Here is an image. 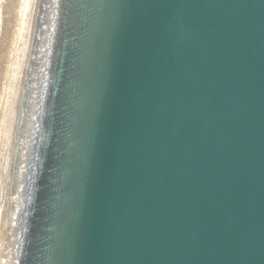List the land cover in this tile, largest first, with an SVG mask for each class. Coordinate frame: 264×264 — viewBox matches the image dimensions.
Segmentation results:
<instances>
[{"label": "water", "instance_id": "95a60500", "mask_svg": "<svg viewBox=\"0 0 264 264\" xmlns=\"http://www.w3.org/2000/svg\"><path fill=\"white\" fill-rule=\"evenodd\" d=\"M56 7L16 264H264V0Z\"/></svg>", "mask_w": 264, "mask_h": 264}, {"label": "bare ground", "instance_id": "6f19581e", "mask_svg": "<svg viewBox=\"0 0 264 264\" xmlns=\"http://www.w3.org/2000/svg\"><path fill=\"white\" fill-rule=\"evenodd\" d=\"M36 1H37L36 7H35L36 13H34L35 22L34 24L31 22L33 25H32L30 38L29 37L26 38L27 39L26 40L27 45H25L26 51L24 53L21 52V56L23 55L22 59L24 58V55H25V62L23 65L24 74H22L23 79H22L20 90L19 89H18L19 91L16 90L17 93L19 92L17 109L15 111L16 116L14 115L15 121L13 120L14 124L12 123L13 126L11 125L12 126L11 134L9 133L10 137L8 136L10 138V139L8 138L9 147L7 150L8 152H6L7 155L4 158V162H5L4 168H2L5 170L4 172L5 177L3 180L4 186L2 187V189H0L2 191L0 195H1L2 201L4 202V210L0 211V237L2 235V232L4 231L3 232L4 234L6 235L9 234L8 237L10 238L11 242L9 243V246L7 245V247L9 248H7L6 254L5 253H3L4 255L0 254V264H16V259H17V255L19 251L20 239H21L22 230H23V220H24L23 217L25 214L24 205L26 202L28 186L30 183L29 182V174H30L29 164L31 160L32 150H33V140L35 139V135H36V131H35L36 118L35 117H36V111H37L39 101H40L42 80L44 78V72H45L46 61H47L46 58L48 56L49 43H50V37H51V28L53 27V21L55 19L56 9H57L56 7L57 0H46L47 3L44 0H36ZM21 2L22 4L21 6H19V8L21 7L20 12H21V15L24 16L23 18H25V12L28 11V8H30L31 6L30 2H32V0H22ZM42 2H44V6H45V11L42 12L45 15V17H42L41 20H43V22L41 25H39L37 24V18H38V15L40 14L39 5ZM32 9L34 11V8ZM23 18H21V21L19 23L20 24L19 25L20 27L18 26L19 29L17 27L18 30H22V31L25 30V28L24 29L22 28V24L23 23L24 25L26 24ZM31 19H32V16H31ZM27 21L28 20H26V22ZM31 23H29V28H30ZM37 25L43 26V29L41 30V34H40L41 45L39 47V50L36 51V55H37L36 60H35L36 62L32 64V62L29 59V56L31 53V47H32L34 33H35V29ZM23 34H24V31H23ZM19 38H20V35H19ZM23 48H24V45H23ZM30 66H32L31 67L32 76H30V79H27L26 70L30 68ZM26 81L31 87H30V91L28 92L29 98L28 100H26L27 102V106L25 108L26 111L24 112L21 109V100H22L23 86ZM20 122H22V124ZM2 244L4 245V242ZM3 249H6V247Z\"/></svg>", "mask_w": 264, "mask_h": 264}, {"label": "rangeland", "instance_id": "374dc122", "mask_svg": "<svg viewBox=\"0 0 264 264\" xmlns=\"http://www.w3.org/2000/svg\"><path fill=\"white\" fill-rule=\"evenodd\" d=\"M21 1L22 0H0V189H2V187L4 186L3 180L5 177L4 175L5 170L2 168H4V163H5L4 158L7 155L6 152H8L7 150L9 147L8 145L10 139L9 135L11 134V130H12L11 128L14 124L15 121L14 119L16 116L15 111L17 109V102L19 96L18 94L19 92L17 93V91L20 90L23 79L22 74H24L23 65L25 62V55L24 58L22 59L23 55L21 56V52L24 53L26 51L25 50V45H27L26 38L27 37L30 38L32 25L35 22L34 13H36L35 7L37 1L32 0V2H30L31 6L30 8H28V11L25 12V18H23L24 16L21 15L20 12L21 7L19 8V6H21L22 4ZM32 8H34V11ZM19 16L23 18L24 22L27 24V25L26 24L24 25V23L22 24V28L23 29L25 28L26 30V32L25 30H23L24 34L22 30H18L20 27L19 23L21 21V18ZM26 20L28 21L26 22ZM29 23H31L30 28H29ZM18 31L20 32L22 31V32L20 33ZM1 192L2 191L0 190V193ZM2 202L3 201L0 195V211L4 210V202L3 203ZM3 232L0 237V242L2 241L0 244V251H1L0 254L3 253L6 254L7 248H9L7 247V245L9 246V243L11 242L10 238L8 237L9 234L6 235ZM3 242L4 245L2 244ZM5 247L6 249H3Z\"/></svg>", "mask_w": 264, "mask_h": 264}]
</instances>
